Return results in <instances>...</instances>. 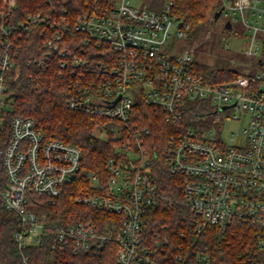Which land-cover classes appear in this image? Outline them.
Masks as SVG:
<instances>
[{"label":"built area","instance_id":"built-area-1","mask_svg":"<svg viewBox=\"0 0 264 264\" xmlns=\"http://www.w3.org/2000/svg\"><path fill=\"white\" fill-rule=\"evenodd\" d=\"M133 1L114 0L106 13L69 20L67 9L54 16L32 12L15 19L17 0H4L0 11V203L20 220L13 234L22 254L20 264H30L25 250L39 245L47 229L53 231L54 248L98 251L113 241L118 246V264H173L161 258L169 242L162 231H155L152 241L144 236L146 210L163 198L153 176L152 157L141 148L148 128L133 131L137 150L124 142L106 157L105 172L87 173L89 188L75 201L96 209L97 214L56 226L41 211L45 202L55 203L65 186L78 179L83 150L74 143L46 139L31 116L7 117L12 108L7 78L17 64L22 39L39 25L41 53L32 55L29 62L49 68L59 58L61 74L69 81L70 109L124 124L138 101L163 111L166 121L177 125L195 104L210 114L233 107L249 114L243 144H227L221 134L198 130L195 123L185 132L172 134L162 152L171 172L185 177L182 197L171 199L170 204L182 202L191 209L193 231L225 228L233 220L251 222L260 228L258 243L264 255V0H220L225 23L230 20L234 26L241 21L248 30L247 65L256 68L220 81H208L197 73L193 49L178 53L175 41L185 35L188 25L183 26L173 13L175 0H141L147 5ZM85 45L102 47L93 52L102 59L94 67L80 54V49L87 51ZM104 213L113 216L106 218ZM176 260L190 264L181 255ZM208 262L207 253L196 254L194 264Z\"/></svg>","mask_w":264,"mask_h":264},{"label":"trees","instance_id":"trees-1","mask_svg":"<svg viewBox=\"0 0 264 264\" xmlns=\"http://www.w3.org/2000/svg\"><path fill=\"white\" fill-rule=\"evenodd\" d=\"M173 13L183 22L187 32L208 24L215 19L220 0H175ZM114 0H17L15 19H24L29 13L41 12L54 16L67 9V18L75 19L81 14L108 12ZM2 0H0V9ZM42 25L34 28L22 41V50L16 66L10 71L7 83L11 91L12 108L7 113L8 119L15 115L33 117L43 130L46 139H59L79 145L83 150L82 167L78 179L65 186L62 195L55 203L45 202L41 211L47 212L52 225H69L99 211L85 204L77 203L75 197L88 190L87 173L91 170L105 172V159L116 152L119 146L128 142L138 149L133 131L145 128L149 132L142 134L143 146L152 157L153 176L158 184L162 200L149 206L145 213L144 236L153 240L155 231H162L168 239L165 256L162 260L180 264L176 257L181 255L188 263L194 264L196 254L205 252L209 256L208 264H263L264 255L259 246L260 228L251 222L233 220L225 228L207 227L201 233L192 229V211L182 202L170 204L171 199L181 198L185 177L174 174L163 157V149L169 137L178 132H185L198 120L206 107L191 105L185 118L179 125L166 121L163 111L138 101L131 110L127 123L103 118L85 112L70 109L67 105L68 79L62 76L59 58L55 57L49 68H40L29 62L32 55L41 53L43 37ZM233 29V26L232 28ZM87 51L80 49L94 67L102 60L98 54L101 48L85 45ZM197 73L208 81L226 80L237 76L236 70L217 67L195 61ZM110 122L119 125L121 136L114 130L109 136L98 134L101 125ZM156 155V156H155ZM1 204V203H0ZM106 218L113 215L104 213ZM100 227L102 222H100ZM20 228L19 217L6 211L0 205V264H20L22 254L14 240V232ZM53 231L47 229L39 245L25 250L30 264H118L116 260L118 246L108 242L98 251L73 252L68 248L52 246Z\"/></svg>","mask_w":264,"mask_h":264},{"label":"rangeland","instance_id":"rangeland-1","mask_svg":"<svg viewBox=\"0 0 264 264\" xmlns=\"http://www.w3.org/2000/svg\"><path fill=\"white\" fill-rule=\"evenodd\" d=\"M133 3L147 5L146 1L142 3L141 0H134ZM4 4V0H2L0 11ZM226 19L225 15H222L217 20L212 18L211 22L190 33L186 31L182 38L175 41L178 53L193 49V57L197 62L230 68L239 74L256 71L255 67L247 65L250 61L245 53V48L249 43L248 30L241 21H235L233 29H228L225 26ZM226 43H229L230 47H226ZM212 109L213 107L208 108L210 111ZM236 114L239 116L234 117ZM249 117L248 113H240V110L235 107L217 114L207 112L198 117L195 128L201 131L214 130L221 134L225 143L240 145L246 141L244 129L249 125ZM111 130H114L116 136H121L119 125L114 122L101 125L98 134L107 137ZM234 133L237 135H233ZM1 206L3 207V205Z\"/></svg>","mask_w":264,"mask_h":264},{"label":"water","instance_id":"water-1","mask_svg":"<svg viewBox=\"0 0 264 264\" xmlns=\"http://www.w3.org/2000/svg\"><path fill=\"white\" fill-rule=\"evenodd\" d=\"M221 13H222V10H221V9H219V10L216 11V13H215V19H216V20L220 18ZM225 26H226V28H228V29L232 28V22H231L230 20H228V21L225 23ZM11 96H12V95H10L9 97H11ZM225 108H226V106H223V107H222V109H225Z\"/></svg>","mask_w":264,"mask_h":264}]
</instances>
